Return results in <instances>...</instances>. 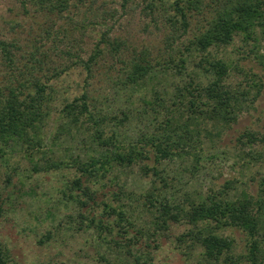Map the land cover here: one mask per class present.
Listing matches in <instances>:
<instances>
[{
  "label": "trees",
  "instance_id": "16d2710c",
  "mask_svg": "<svg viewBox=\"0 0 264 264\" xmlns=\"http://www.w3.org/2000/svg\"><path fill=\"white\" fill-rule=\"evenodd\" d=\"M87 1L89 6L95 0H34L41 9L59 14ZM143 1L149 6L156 2L160 6L167 4L174 11L169 19L179 21L184 33L190 10L201 15L200 6L204 5L203 0ZM212 1L213 8L185 45V53L175 59L152 57L142 50L127 61L120 60L122 66L112 81V88L114 94L119 93V98H123V106L104 110L97 105L96 98L84 90L60 108L59 114L66 120L60 124L58 134L51 135L45 130L54 108L52 77L42 79L30 69L26 71L27 76L21 70L18 75L20 68L11 50L15 45L0 39L3 63L11 70L3 69L2 75L0 71V158L5 157L9 146L15 143L28 157L40 155L43 170L60 166L75 168L80 175L71 181L69 190L80 193L69 196L79 206L90 209L93 205L99 207L97 194L90 185H84L81 178L89 184L108 180L116 189H109L107 200L99 203L107 217L115 216L111 221L114 223L104 221L102 215L89 217L81 211L78 214L82 228L93 226L98 236L103 232L111 234L116 228V234L124 241H112L132 258L129 264L146 263L150 254L142 247L148 248L152 236L164 234L171 223L177 222L189 227L176 240L191 249L200 248L205 264H264V174L255 192L239 188L236 183L243 180L234 177L220 186L210 185L205 192H183L179 198L165 193L171 188L165 163L175 159L199 162L200 152L206 147L204 137L213 132L206 124L221 128L236 124L243 112L254 109L263 87L255 72L213 53L211 48L232 45L239 38L242 44L238 49L246 50V55H252L264 68V0ZM99 41L108 43L109 40L101 36ZM196 56L194 65L201 70L204 80L199 74L186 71L187 59ZM85 64L88 69L87 62ZM234 68L243 75L242 80H230ZM183 72L189 78L175 82L174 78ZM145 113L154 116L152 128L134 139L121 141L119 129L131 119H142ZM73 125L84 129L98 152L84 160L76 156L70 165L50 159L48 152L52 148L48 144H54ZM236 142V158L243 171L264 161V132L244 129ZM133 166H137L139 176L149 182L148 187L139 192L119 184L115 173ZM123 198L130 201L129 205L135 202L140 211L150 216L146 228L125 207L127 203ZM2 212L0 205V216ZM236 232L241 235L239 249ZM9 258L8 249L0 241V264H9Z\"/></svg>",
  "mask_w": 264,
  "mask_h": 264
},
{
  "label": "rangeland",
  "instance_id": "374dc122",
  "mask_svg": "<svg viewBox=\"0 0 264 264\" xmlns=\"http://www.w3.org/2000/svg\"><path fill=\"white\" fill-rule=\"evenodd\" d=\"M203 1L201 15L190 10L184 33L179 21L169 19L174 11L167 4L160 6L157 2L149 6L143 0H95L89 6L87 1L59 14L41 9L34 0H0V39L15 45L11 50L20 68L18 75L20 70L26 75L30 69L42 79L52 77L54 108L45 126L52 135L66 120L59 114L63 103L84 90L95 97L97 105L104 110L123 106V98H119V93L114 94L112 88V81L122 66L120 60L127 61L142 50L152 57L172 56L175 59L185 53V45L204 24V18L214 6L212 0ZM101 36L110 42H100ZM241 44L236 38L232 45L211 48V51L260 76L263 87L254 102V109L243 112L237 123L230 127L206 124L213 132L208 137L203 136L206 147L200 152L199 162L190 159L167 161L165 174L171 183V188L165 190L167 195L179 198L183 192H205L210 185L220 186L234 177L243 180L244 184L236 183L239 188L250 192L257 189V182L264 174V161H258L252 169L243 171L234 147L237 146L236 137L244 129L264 132V68L252 55H246V50L238 49ZM95 54L97 56L91 58ZM197 57L187 59L186 71L197 73L204 80L203 73L194 65L193 59ZM3 69L8 68L0 52L1 75ZM237 71V68L231 70L230 80L233 82L243 79ZM188 78L183 72L174 81ZM152 118L153 114L145 113L142 119H131L119 129L120 140L134 139L142 131L152 128L155 123ZM211 142L213 146H210ZM48 145L52 148L48 152L50 159L68 165L76 156L84 160L98 152L84 129L74 125L68 127L54 144ZM43 166L40 155L28 157L15 143L9 146L7 155L0 158V205L3 209L0 241L9 251V264H129L132 258L112 241H124L116 234V228L111 234L103 232L98 236L93 226L82 228L78 214L81 211L89 217L102 215L104 221L114 220V215L107 217L103 213L99 202L107 200L109 189L116 187L106 179L89 184L82 177L83 184L96 191L99 207L92 204V209L81 207L69 196L80 193L69 190L71 181L80 175L79 172L63 166L43 170ZM115 173L119 176V184L128 189L139 192L148 187V179L139 176L137 166ZM122 201L146 228L150 216L140 211L135 202L129 205L128 199ZM188 227L184 222L171 223L164 234L152 236L151 245L142 247L150 254L144 264H205L199 254L200 248L191 249L176 240ZM234 236L239 249L241 235L236 232Z\"/></svg>",
  "mask_w": 264,
  "mask_h": 264
}]
</instances>
